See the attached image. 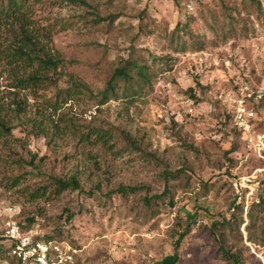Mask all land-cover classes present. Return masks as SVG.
<instances>
[{
  "label": "rangeland",
  "instance_id": "1",
  "mask_svg": "<svg viewBox=\"0 0 264 264\" xmlns=\"http://www.w3.org/2000/svg\"><path fill=\"white\" fill-rule=\"evenodd\" d=\"M25 17L0 20V106L12 129L0 134V249L10 224L34 218L38 238L72 243L82 264H162L177 252V264H230L222 248L264 264V159L230 101L242 87L264 91V0H32ZM24 32L31 56L54 68L16 54L28 51ZM137 57L151 84L132 102L101 104ZM31 76L46 80L18 84ZM247 107L260 133L264 99ZM72 178L80 188L56 195L55 180ZM167 188L174 206L155 199Z\"/></svg>",
  "mask_w": 264,
  "mask_h": 264
},
{
  "label": "trees",
  "instance_id": "2",
  "mask_svg": "<svg viewBox=\"0 0 264 264\" xmlns=\"http://www.w3.org/2000/svg\"><path fill=\"white\" fill-rule=\"evenodd\" d=\"M32 0H0V20H20L25 19V15L29 13V4ZM182 31L185 32V34L193 38L192 46H198L201 45V43H198L197 39L194 37L192 32L188 30L187 26L184 25L182 28ZM23 38L26 42V46H24L28 51H26L24 48H18L16 50V54L19 55L21 58H25V60H28L29 62H33L35 59L38 60L43 66V68H54L56 66V62H54L49 57H44L43 59L39 58L37 56H31V54H34V50L37 49L36 43L33 41V38L31 35L24 32ZM180 45L183 46V48H186L187 40H181L179 42ZM31 49V50H30ZM154 59L158 60L157 57H154ZM162 61V59H160ZM151 68L147 64H142L141 60L137 58H132L124 62V64L115 71L114 77L112 80L108 83L106 89L101 93V100L100 103L104 104L107 103L109 100L113 99H123L128 102H132L139 92H141L142 86H148L151 84ZM43 80H46L44 78ZM42 79H40L37 76H31L29 79H21L18 80L19 85L24 84H37L44 82ZM140 83L141 85H137V83ZM199 85V84H197ZM80 89H83V86L81 84H76L74 87V92H81ZM188 92L191 95V98L198 101L196 96L193 94V89H189ZM4 109L2 106H0V134H10L12 129L6 124L4 118L2 117ZM16 113L21 112V107L17 105L15 109ZM96 140L101 141L103 144H107L110 135L108 132L104 131H94ZM90 132L82 133L81 138L85 140L86 142H91L90 140ZM131 144H133V141H130ZM34 162V158L32 159L31 163ZM182 172L179 171V173ZM176 173H164V178H176ZM80 188V184L77 181L76 178H72L70 180H55L53 184V191L56 195H61L64 191L68 189L77 190ZM141 190L140 188H129V187H120L116 193L126 197L131 193H135L137 191ZM164 196H168V204L171 206H174V199L171 197V193L169 188L165 190L163 195L156 196L155 199L162 200ZM152 200L145 198L144 199V205L149 210L152 209L153 206ZM65 213H68V211H65ZM67 220L71 222L73 220V215H70L67 217ZM28 224L27 225H21V229L26 232L32 231V225L35 222L34 218L27 219ZM226 226H230L233 228V225L228 222ZM189 234V230H185L183 233L180 234V237L177 241V244L180 245L181 242L184 240V238ZM57 235L60 236V233ZM45 240H56L55 236L51 237H45L43 238ZM59 241H63V238L57 239ZM252 240V239H251ZM223 254L226 256V259L230 264H242V256L238 253H230L229 251H226L224 248H222ZM10 260L9 256V250L2 247L0 249V264L3 261ZM179 262V254L178 252L175 253L173 256H169L165 258L162 261V264H177ZM81 263V259L79 256V263Z\"/></svg>",
  "mask_w": 264,
  "mask_h": 264
},
{
  "label": "built area",
  "instance_id": "3",
  "mask_svg": "<svg viewBox=\"0 0 264 264\" xmlns=\"http://www.w3.org/2000/svg\"><path fill=\"white\" fill-rule=\"evenodd\" d=\"M264 99V91H251L249 87L239 89L237 95L230 98L236 105L233 121L238 131L249 137L255 152L264 159V119L262 131L255 134L251 118L254 113L248 112V101L259 103ZM4 248L9 250L10 260L1 264H78L81 250L72 243L63 240H45L38 238L33 231H23L20 225L10 224L4 236Z\"/></svg>",
  "mask_w": 264,
  "mask_h": 264
}]
</instances>
